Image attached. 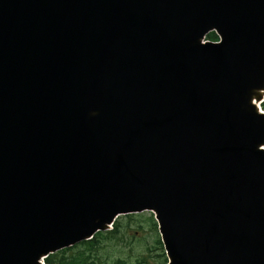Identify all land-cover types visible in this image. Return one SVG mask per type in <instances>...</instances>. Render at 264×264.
I'll use <instances>...</instances> for the list:
<instances>
[{
	"label": "water",
	"instance_id": "95a60500",
	"mask_svg": "<svg viewBox=\"0 0 264 264\" xmlns=\"http://www.w3.org/2000/svg\"><path fill=\"white\" fill-rule=\"evenodd\" d=\"M263 100L264 0H0V264L144 210L170 264H264Z\"/></svg>",
	"mask_w": 264,
	"mask_h": 264
},
{
	"label": "rangeland",
	"instance_id": "374dc122",
	"mask_svg": "<svg viewBox=\"0 0 264 264\" xmlns=\"http://www.w3.org/2000/svg\"><path fill=\"white\" fill-rule=\"evenodd\" d=\"M154 218L155 214L151 211L120 215L117 218V222L122 224L118 233L121 240H115L114 243L106 245L105 250H103V255H105L103 256L105 258L103 260L111 263L106 258H124L128 262L134 263L136 258L147 254L148 249L151 248L150 255L152 256V262L164 263L166 255L163 253V250L160 252L154 248L158 237H160Z\"/></svg>",
	"mask_w": 264,
	"mask_h": 264
},
{
	"label": "trees",
	"instance_id": "16d2710c",
	"mask_svg": "<svg viewBox=\"0 0 264 264\" xmlns=\"http://www.w3.org/2000/svg\"><path fill=\"white\" fill-rule=\"evenodd\" d=\"M208 38L211 40H217V35L215 33H210ZM264 107V104H263ZM121 223L117 222L114 225V229L107 233H97L94 238L90 241L81 242L73 247H69L58 251L57 253L50 255L47 258L49 263H59V264H166L164 263L152 262V256L150 255L149 248L147 254H143L136 258V261L128 262L124 258H106L110 260L111 263L103 260V250H105L106 245L109 243H114L115 240L120 241L118 233L120 232ZM157 244L154 246L156 251L162 252V243L160 240L156 241Z\"/></svg>",
	"mask_w": 264,
	"mask_h": 264
},
{
	"label": "bare ground",
	"instance_id": "6f19581e",
	"mask_svg": "<svg viewBox=\"0 0 264 264\" xmlns=\"http://www.w3.org/2000/svg\"><path fill=\"white\" fill-rule=\"evenodd\" d=\"M257 103V102H256Z\"/></svg>",
	"mask_w": 264,
	"mask_h": 264
}]
</instances>
